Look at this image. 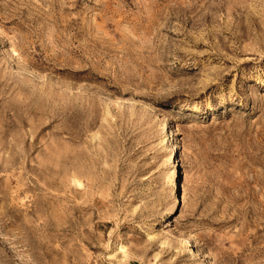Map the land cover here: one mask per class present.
I'll return each instance as SVG.
<instances>
[{
    "label": "rangeland",
    "instance_id": "1",
    "mask_svg": "<svg viewBox=\"0 0 264 264\" xmlns=\"http://www.w3.org/2000/svg\"><path fill=\"white\" fill-rule=\"evenodd\" d=\"M0 264H264V0H0Z\"/></svg>",
    "mask_w": 264,
    "mask_h": 264
},
{
    "label": "bare ground",
    "instance_id": "2",
    "mask_svg": "<svg viewBox=\"0 0 264 264\" xmlns=\"http://www.w3.org/2000/svg\"><path fill=\"white\" fill-rule=\"evenodd\" d=\"M151 108V107H150ZM154 112V111H153ZM170 131H172V130H170ZM176 134V133H175ZM169 135V134H168ZM172 137V136H171ZM170 137V138H171ZM176 140V139H175ZM175 145V144H174ZM175 159L173 158V156H172V158H170V163H172V164H175ZM169 163V164H170ZM171 167V166H170ZM170 170V169H169ZM171 175H169V176H171V178H172V185H174L175 184V171H174V167L172 168V171H171V173H170ZM170 178V177H169ZM170 178V179H171ZM170 181V180H169ZM172 187V186H171ZM170 189V188H169ZM175 189V188H174ZM171 190H173V189H171ZM174 191V190H173ZM171 192V191H170ZM174 194V193H173ZM173 197V196H172ZM178 200V199H177ZM181 201V200H180ZM179 203V202H178Z\"/></svg>",
    "mask_w": 264,
    "mask_h": 264
}]
</instances>
